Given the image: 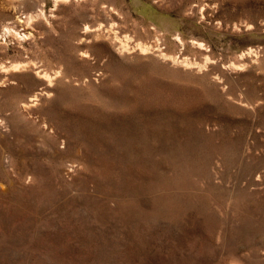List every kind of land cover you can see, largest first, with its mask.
Masks as SVG:
<instances>
[{
  "label": "rangeland",
  "instance_id": "obj_1",
  "mask_svg": "<svg viewBox=\"0 0 264 264\" xmlns=\"http://www.w3.org/2000/svg\"><path fill=\"white\" fill-rule=\"evenodd\" d=\"M0 264H264V0H0Z\"/></svg>",
  "mask_w": 264,
  "mask_h": 264
},
{
  "label": "bare ground",
  "instance_id": "obj_2",
  "mask_svg": "<svg viewBox=\"0 0 264 264\" xmlns=\"http://www.w3.org/2000/svg\"><path fill=\"white\" fill-rule=\"evenodd\" d=\"M128 36H129V35H128ZM126 38H127V37H126ZM120 39H121V38H120ZM124 39H125V38H124ZM121 41H122V43H123V44H122L123 46H127V45L129 44V43L126 42L127 45H124L125 43L123 42V40H121ZM124 41H127V40H124ZM128 41H129V39H128ZM199 44L202 45V43H199ZM125 48H126V47H125ZM141 48L144 49V50L146 49V48L143 47V46H141ZM149 48H150V47H149ZM149 48H148V50H149ZM185 61H186V60H185Z\"/></svg>",
  "mask_w": 264,
  "mask_h": 264
}]
</instances>
